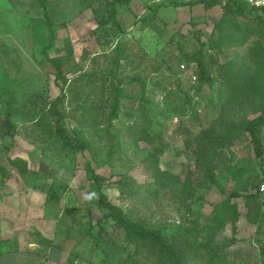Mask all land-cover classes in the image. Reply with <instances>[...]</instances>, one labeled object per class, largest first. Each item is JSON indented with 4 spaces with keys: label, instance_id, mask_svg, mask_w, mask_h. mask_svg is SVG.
Instances as JSON below:
<instances>
[{
    "label": "trees",
    "instance_id": "trees-1",
    "mask_svg": "<svg viewBox=\"0 0 264 264\" xmlns=\"http://www.w3.org/2000/svg\"><path fill=\"white\" fill-rule=\"evenodd\" d=\"M36 1L45 7L44 0ZM81 1L84 7L94 3L105 4L107 15L99 18L91 33L97 35L100 44L111 46V49H102L98 56H93L94 67L91 70L74 78L68 77L64 57L59 55L61 49L56 48L58 53L55 56L47 52L57 44L60 27L45 9L39 18L38 28L43 23L48 33L43 51L55 74L59 92L52 97L46 86L37 87L30 83L19 92L17 85L23 82L20 83L12 75L3 79L0 72V137H15L18 134L16 118L27 123L32 133L40 134L46 143L45 148L49 150L55 148L73 154L86 155L89 152L93 155L94 137L99 136V132L88 137V127L103 126L101 136L108 137L109 142L116 145L121 140L116 134H111L110 129L114 121L119 120L130 140L148 143L149 148L142 159L145 170L149 172L146 178L148 186L138 184L136 188H127L128 179L114 181L123 197L132 202L126 207L109 198L106 188L112 184L111 178L98 172V166L91 157L85 160L91 180L87 193V214L99 211V222L112 221L114 229L124 232L120 242L113 239L111 245L104 247L103 264H264V193L260 192L264 176L251 187L242 184L239 190L222 191L224 198L213 206L204 223H201L194 208L200 197L198 189L203 183L202 175L211 185L218 186L216 171L225 155L224 149L234 138L247 133L254 143L259 163L264 167V39L253 28L249 35L243 37L238 30H224L234 16L245 14L247 9L253 12L264 11V8L252 6L244 0L188 1L192 7L203 3L206 9L217 5L223 8L224 13L214 24L221 30L219 41L211 42L216 52L209 54L205 43L191 41L184 44L178 38L180 31H176L169 38L177 43L179 49L180 58L176 65L160 54V36L155 37L158 44L153 50L144 48L139 53L135 65V59L128 52L126 29L119 12V8L130 5L133 0ZM172 2L176 5L187 3L181 0ZM167 3H158L154 13L144 15L140 20L144 23L155 21L158 9ZM64 25L63 22L61 26ZM107 25L109 28H106ZM256 34L259 36L256 37ZM249 40L251 42L245 53L237 50L231 54L234 47L245 45ZM145 56L153 59L160 57L161 62L153 67L145 66ZM101 59L102 63L99 62ZM181 64L195 70V83L184 87L179 80L176 90H173L153 77L154 73L165 70L168 75L162 73L163 78L169 79V75L178 78L180 70L183 71ZM130 66L138 70L127 79L123 72ZM216 81L219 83L217 94L221 103L218 117L197 131L190 126L184 127L183 119L174 128L182 137L184 151L194 163L195 170L187 168L183 175L162 167L161 155L167 146L161 127L167 119L168 109L197 119L198 110L193 97L204 87L212 88ZM168 82L171 83V80ZM135 84L140 87L137 93L130 88ZM191 90H195V94L191 95ZM158 92L162 95L161 100H156ZM160 101L164 104L156 108ZM229 108L235 109L233 113L238 111L241 116L228 115ZM72 120L75 122L73 128L70 125ZM112 154L114 150L110 149L108 161ZM10 160L24 177L29 174L28 160L19 156ZM0 169L4 167L0 166ZM40 169L50 171L43 163ZM4 173L7 175L6 169ZM36 175V179L39 178ZM33 185L35 187L36 182ZM150 198L156 201V211L149 212L152 207ZM237 198L243 199L245 218L255 229L249 240L246 236H238L237 222L243 213L234 201ZM155 214L160 218L155 219ZM172 214L175 215L171 218ZM229 227L231 234L223 233L219 237L222 230ZM70 260L67 264H73L74 260Z\"/></svg>",
    "mask_w": 264,
    "mask_h": 264
},
{
    "label": "rangeland",
    "instance_id": "rangeland-1",
    "mask_svg": "<svg viewBox=\"0 0 264 264\" xmlns=\"http://www.w3.org/2000/svg\"><path fill=\"white\" fill-rule=\"evenodd\" d=\"M184 5H176L172 0H133L130 5L119 8L122 16L124 28L126 29L125 41L129 43L128 52L135 59V65L139 53L144 49L153 50L158 43L155 37L160 36V54L170 59L176 65L180 58L179 49L176 42H171V35L180 31L178 38L184 43L194 41L205 43L209 54L216 51L212 48L211 42H218L221 30L214 24L220 20L223 8L217 5L210 16H206V9L203 3H197L193 7L186 0ZM161 2L163 4L157 13V19L144 23L142 17L154 13V8ZM45 7L36 0H0V72L3 79H8L9 75L18 78L21 85H17L18 91L26 89L28 84L37 87L46 86L52 97L59 92L55 74L52 72L47 55L43 51L44 45L48 41L46 27L38 24L40 16L44 10H48L59 28V39L57 44L48 49L51 56L58 52L64 57L65 70L68 77L74 78L79 73L91 70L94 67L93 56L102 51L109 50L111 46L99 43L96 34L92 30L98 24L99 18L103 19L107 15L105 4L94 3L84 7L81 0H44ZM247 12V13H246ZM245 14L234 16L232 22H228L225 31L231 28L238 30L243 37L249 35L253 28L264 39V11L250 12L248 9ZM137 17V19H136ZM64 22V26L61 24ZM109 28V25L106 26ZM39 30V32H38ZM161 33H163L161 35ZM238 35V36H240ZM259 35H255L256 37ZM141 41H138V40ZM250 40L240 47H234L231 54L239 50L242 54L246 52ZM228 44V41H226ZM72 47L73 52H70ZM45 59V60H44ZM144 65H158L160 57L153 59L143 58ZM43 60V61H42ZM102 63V59L99 61ZM182 65V64H181ZM180 65L178 78L169 75L163 78L165 70L154 73L153 77L160 81L163 86L176 90L179 80L187 87L197 81L194 69H189L187 65L183 68ZM138 70V69H137ZM130 66L124 76L130 79L137 71ZM12 73V74H10ZM164 73V74H162ZM168 75V74H167ZM196 76L194 78L193 76ZM171 80V83L168 81ZM132 86L131 91L137 93L140 87L138 84ZM219 83L216 81L212 88L204 87L201 93L193 97L198 110L197 119L191 116H182L177 111L168 109L167 119L162 128L166 143V151L161 155V165L164 168L173 170L176 173L187 171V168L195 170L194 163L184 151V142L174 128L183 119V126H190L194 131L200 127L208 126L212 120L218 117L221 110V103L218 96ZM191 90V95L195 94ZM162 95L158 92L156 100H161ZM156 106L163 105L162 102ZM73 107V106H71ZM69 106V108H71ZM71 110V109H69ZM235 109L229 108L228 115L241 116ZM18 118V117H17ZM18 124V134L15 137H0V166L11 171L10 177H5L11 181V188L15 197L10 199L13 205L22 207L27 211L29 219L44 218L41 228L42 233L55 232L56 241L67 243L71 248L73 264H103L102 258L104 247L111 245V240L120 242L124 237L121 229H114L112 221L103 220L99 222L100 212L95 211L92 215L87 214V193L91 188V180L87 172L85 160L91 157L93 163L98 167V172L111 178V185L106 188L109 198L116 204L124 207L132 204L130 199L124 198L120 192V187L115 184V180L126 178L129 187H138L142 184L147 187L146 178L149 172L145 170L142 159L147 153L148 143L138 141V143L128 138L126 130L122 128L123 123L115 120L111 134H116L121 141L112 145L108 137L101 136L103 126H90L86 134L92 137L95 132L99 136L94 137L95 153L86 155L69 153L68 150H49L45 148V141L40 134L32 133V129L27 123L16 119ZM123 120L126 121L125 117ZM74 121L71 122L73 128ZM87 131V130H86ZM264 137V132H263ZM114 150L110 161L107 160L109 150ZM225 155L222 157L219 168L216 171L217 185H211L202 175V182L198 193L199 199L194 205L195 212L201 223H204L211 215L213 206L222 198V191L229 193L233 188L239 190L242 184L252 186L257 180H262L264 167L260 165V160L256 156L254 143L246 133L236 137L231 144L224 149ZM19 156L29 161L30 172L24 177L22 173L11 164V158ZM86 157V158H85ZM50 170L49 172L40 169L41 165ZM36 174L39 178L36 179ZM4 178V176H3ZM5 179V180H6ZM36 186L34 187L33 184ZM234 182H236L234 184ZM264 182V181H263ZM261 182V184L263 183ZM260 184V186H261ZM18 187V188H17ZM17 188V189H16ZM264 193V192H262ZM21 195V196H20ZM136 198V196H135ZM242 211V217L237 222L238 236H246L248 240L254 233V226L249 224L245 218V207L242 198L234 200ZM152 204L149 212L156 211L154 205L156 201L149 199ZM15 211V210H13ZM175 214L170 215L174 217ZM160 216L155 214V219ZM32 225H28L31 227ZM53 228V229H51ZM92 232L88 233L89 230ZM224 234H231L230 227L223 229L219 237ZM257 236V235H256ZM255 237V235H254ZM253 237V238H254ZM59 254L54 252L48 256V264H59ZM71 261V260H70Z\"/></svg>",
    "mask_w": 264,
    "mask_h": 264
},
{
    "label": "crops",
    "instance_id": "crops-1",
    "mask_svg": "<svg viewBox=\"0 0 264 264\" xmlns=\"http://www.w3.org/2000/svg\"><path fill=\"white\" fill-rule=\"evenodd\" d=\"M212 11L206 10V16ZM6 171L7 175L0 169V264H48V256L56 251L60 258L58 263L67 264L71 248L67 243L59 245L55 232L41 231L43 222L48 220L29 219L26 210L10 202L15 194L11 181L5 178L11 176V171Z\"/></svg>",
    "mask_w": 264,
    "mask_h": 264
},
{
    "label": "built area",
    "instance_id": "built-area-1",
    "mask_svg": "<svg viewBox=\"0 0 264 264\" xmlns=\"http://www.w3.org/2000/svg\"><path fill=\"white\" fill-rule=\"evenodd\" d=\"M186 1H192V0H186ZM245 2L249 3L252 6L258 7V8H264V0H244ZM183 68H185V64L181 65ZM196 78V76H193ZM260 192H264V182L261 184Z\"/></svg>",
    "mask_w": 264,
    "mask_h": 264
}]
</instances>
